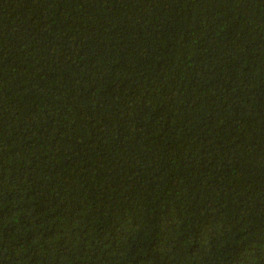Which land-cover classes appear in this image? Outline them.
<instances>
[{
    "label": "trees",
    "instance_id": "16d2710c",
    "mask_svg": "<svg viewBox=\"0 0 264 264\" xmlns=\"http://www.w3.org/2000/svg\"><path fill=\"white\" fill-rule=\"evenodd\" d=\"M0 264H264V0H0Z\"/></svg>",
    "mask_w": 264,
    "mask_h": 264
}]
</instances>
